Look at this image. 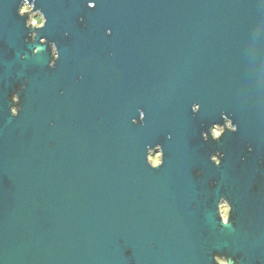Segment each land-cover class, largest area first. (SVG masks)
<instances>
[{
	"label": "water",
	"instance_id": "1",
	"mask_svg": "<svg viewBox=\"0 0 264 264\" xmlns=\"http://www.w3.org/2000/svg\"><path fill=\"white\" fill-rule=\"evenodd\" d=\"M24 3L0 0V264H264V0H27L31 28ZM193 102L237 127L229 221Z\"/></svg>",
	"mask_w": 264,
	"mask_h": 264
},
{
	"label": "flooded vegetation",
	"instance_id": "2",
	"mask_svg": "<svg viewBox=\"0 0 264 264\" xmlns=\"http://www.w3.org/2000/svg\"><path fill=\"white\" fill-rule=\"evenodd\" d=\"M36 14V13H34ZM51 43H47V46L50 48V53L52 55V47ZM53 57V55H52ZM52 62V60H51ZM17 93V92H16ZM18 97V93H17ZM19 100V97H18ZM194 103V102H193ZM197 103V102H196ZM192 105V104H191ZM192 112V109H191ZM192 115L194 117L195 124L197 125L196 131H194L196 134L194 137H191V144H199L201 145L204 155L208 161V167H192L191 171L193 174V180H201L202 191L201 196L209 199V195L205 194V190H208L210 188H215L220 186L221 195L218 198V214H221L227 221L231 220L233 217L230 214H235L234 211H232V204L229 202V198L226 194L225 185H223L224 182V161H225V153H226V136L229 134L230 130L228 127V123L232 120L227 117L223 112H220L217 116H198L197 113H193ZM216 125H219L223 131L219 132L218 136L214 138V127ZM233 125V124H232ZM205 134L208 137V140L205 141L203 137H205ZM157 154H159V163H156ZM213 156H216V160H213ZM147 161L149 164L155 168L158 166L161 162V159L163 157L161 146L159 144L155 145L152 148H149L146 153ZM220 164H215L214 161H220ZM237 169V165H234V172ZM217 170V171H216ZM199 173V174H198ZM221 174L223 175V179L221 178ZM222 181V184L220 182ZM262 183V180H256L253 184L254 185H260ZM207 187V188H206ZM232 217V218H231ZM252 231H250L251 233ZM216 254V253H215ZM215 254L213 257V263L217 264ZM221 257L227 256L228 257V264H232L233 261L238 260L240 264H262L258 258L257 254L254 258L251 259H245L243 258L242 254L240 252H234V253H228L226 251H223L219 253ZM188 264V263H186Z\"/></svg>",
	"mask_w": 264,
	"mask_h": 264
},
{
	"label": "clouds",
	"instance_id": "3",
	"mask_svg": "<svg viewBox=\"0 0 264 264\" xmlns=\"http://www.w3.org/2000/svg\"><path fill=\"white\" fill-rule=\"evenodd\" d=\"M21 12H28V25H36V26H40L42 27L43 24H44V16L42 13H36V14H33L31 12V5H29L27 3V0H25V3L23 5V7L21 8ZM30 36L31 38L34 40L35 39V36H36V33L35 32H32L30 33ZM41 42L43 43L44 42V38L42 37L41 38ZM52 47V55H53V58H56L57 57V50H56V46L55 44L51 45ZM20 87H23L22 85ZM10 99L13 101V104L11 106V112L13 114V116L16 115V113L19 111V108H20V105L17 103V100H18V97H17V93L16 92H13L10 96ZM228 127L229 128H235L234 125L231 124V122L228 123ZM223 131V129L219 126V125H216L214 127V138H216L219 134V132ZM206 135V134H205ZM213 160H216V156H213L212 157ZM218 162V161H217ZM156 163H159V154H157V158H156ZM215 258H216V262L217 264H228V257L227 256H223L221 257V255L219 253H216L215 254ZM232 264H240V262L238 260H235L232 262Z\"/></svg>",
	"mask_w": 264,
	"mask_h": 264
},
{
	"label": "snow or ice",
	"instance_id": "4",
	"mask_svg": "<svg viewBox=\"0 0 264 264\" xmlns=\"http://www.w3.org/2000/svg\"><path fill=\"white\" fill-rule=\"evenodd\" d=\"M33 6H35V3L33 4ZM88 7H89V8H94V7H96V0H88ZM25 15H27V14H25ZM28 27L31 28L32 26H31V25H28ZM54 65H55V63H54L52 66H54ZM9 99H10V97H9ZM17 103L19 104V100H17ZM200 108H201V105H200L199 103L194 102V103H192V105H191V109H192V112H193V113H197V112L200 110ZM17 114H18V112L16 113V115H17ZM145 117H146V113H145L144 111H140V112H139V118H140V120H141V121L144 120ZM133 123H137V121H133ZM233 124H234V123H233ZM228 130H230V131H232V132H235V131H237V127H235V128H229ZM203 139H204L205 141H207V140H208L207 135H205V137H203ZM157 144H159V143H157ZM159 145H160V144H159ZM160 146H161V145H160ZM163 157H164V153H163ZM163 157H162V159H161L160 164H159L158 166H156L155 168H157V167L163 165V163H164V159H163ZM214 163H215V164H220V163H221V160L218 161V162H217V161H214ZM198 174H199V173H198ZM128 254L131 255L130 252H129Z\"/></svg>",
	"mask_w": 264,
	"mask_h": 264
}]
</instances>
